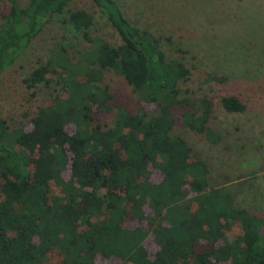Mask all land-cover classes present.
Listing matches in <instances>:
<instances>
[{
    "label": "trees",
    "instance_id": "trees-1",
    "mask_svg": "<svg viewBox=\"0 0 264 264\" xmlns=\"http://www.w3.org/2000/svg\"><path fill=\"white\" fill-rule=\"evenodd\" d=\"M6 1L0 71L72 0ZM91 1L120 42L91 36L92 15L69 10L63 20L86 47L73 59L52 46L22 79L32 96L54 76L59 93L28 117V128L0 118V264H264V214L211 187L205 161L171 133L177 108L185 128L216 143L207 127L212 100L181 91L189 76L182 60L167 57L160 39L131 23L114 0ZM103 69L155 110L116 104L110 125L95 122L94 112L111 109L112 95L99 84ZM219 105L228 113L245 107L232 94ZM132 220L140 222L124 224Z\"/></svg>",
    "mask_w": 264,
    "mask_h": 264
},
{
    "label": "rangeland",
    "instance_id": "rangeland-1",
    "mask_svg": "<svg viewBox=\"0 0 264 264\" xmlns=\"http://www.w3.org/2000/svg\"><path fill=\"white\" fill-rule=\"evenodd\" d=\"M24 4L26 0H16ZM127 19L148 29L160 39L167 57L182 60L189 71L180 83L181 91L193 99L207 96L212 100V113L207 127L219 140L210 143L203 134L185 128L173 108L175 123L172 134H180L192 153L208 167L211 187H223L233 204L259 216L264 214V0H114ZM83 9L93 17L91 36L111 45L120 42L117 32L100 15L91 0H72L66 10L47 21L16 60L0 71V118L10 127L28 128V117L39 106L52 102L59 93L54 76L47 85H38L30 95L22 79L48 56L52 46H63L75 59L86 47L78 32L64 22L67 12ZM9 3L0 0V16L7 13ZM216 76L219 80H211ZM99 84L106 85L112 95L110 110L94 112L95 122L110 125L114 106L122 105L130 112L142 107L153 112V104L141 101L122 76L103 69ZM232 94L244 104L240 112H225L219 105L222 95ZM67 130L70 128L67 126ZM152 179L159 173L151 169ZM140 221L124 223L132 226ZM145 228V222L140 223ZM238 232L234 227L229 237ZM150 246L149 238L145 245ZM100 264H112L106 261Z\"/></svg>",
    "mask_w": 264,
    "mask_h": 264
}]
</instances>
